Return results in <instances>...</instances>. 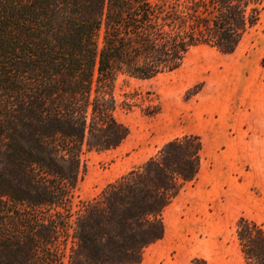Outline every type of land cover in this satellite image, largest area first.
<instances>
[{
    "label": "trees",
    "instance_id": "trees-1",
    "mask_svg": "<svg viewBox=\"0 0 264 264\" xmlns=\"http://www.w3.org/2000/svg\"><path fill=\"white\" fill-rule=\"evenodd\" d=\"M263 9L264 0H0V264H139L164 235V209L198 176L202 142H164L75 209L82 155L129 133L114 82L172 72L200 45L233 53ZM235 236L244 264H264L261 223L241 215Z\"/></svg>",
    "mask_w": 264,
    "mask_h": 264
},
{
    "label": "rangeland",
    "instance_id": "rangeland-1",
    "mask_svg": "<svg viewBox=\"0 0 264 264\" xmlns=\"http://www.w3.org/2000/svg\"><path fill=\"white\" fill-rule=\"evenodd\" d=\"M113 94L115 116L129 133L115 149L82 155L75 209L164 142L196 134L198 176L164 209V235L145 248L139 264H188L194 256L244 264L236 220L243 215L264 226V9L233 53L193 47L172 72L120 75Z\"/></svg>",
    "mask_w": 264,
    "mask_h": 264
}]
</instances>
